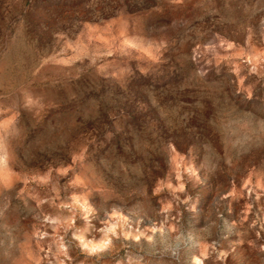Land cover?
<instances>
[{
  "label": "rangeland",
  "instance_id": "374dc122",
  "mask_svg": "<svg viewBox=\"0 0 264 264\" xmlns=\"http://www.w3.org/2000/svg\"><path fill=\"white\" fill-rule=\"evenodd\" d=\"M0 264H264V0H0Z\"/></svg>",
  "mask_w": 264,
  "mask_h": 264
}]
</instances>
